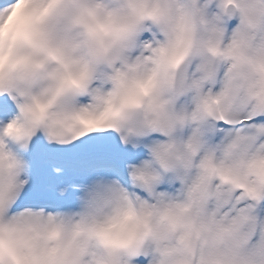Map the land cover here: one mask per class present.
I'll return each mask as SVG.
<instances>
[{
	"label": "clouds",
	"instance_id": "1",
	"mask_svg": "<svg viewBox=\"0 0 264 264\" xmlns=\"http://www.w3.org/2000/svg\"><path fill=\"white\" fill-rule=\"evenodd\" d=\"M254 5L6 0L0 97L13 110L0 118V264H131L136 249L148 253V264H175L186 247L231 250L234 227L251 232L244 221L232 225L216 190L228 187L225 165L264 171V143L208 142L191 116L201 91L264 95V10ZM101 130L144 149L126 165V182L98 176L73 185L72 207H16L31 180L37 133L64 144ZM56 191L64 195L67 186Z\"/></svg>",
	"mask_w": 264,
	"mask_h": 264
},
{
	"label": "snow or ice",
	"instance_id": "2",
	"mask_svg": "<svg viewBox=\"0 0 264 264\" xmlns=\"http://www.w3.org/2000/svg\"><path fill=\"white\" fill-rule=\"evenodd\" d=\"M6 0H0V8ZM264 10V0H255L254 11ZM12 105L7 96L0 97V118L7 119L12 112ZM191 119L198 125L196 135L208 142H223L228 146L245 148L252 144L264 143V95L250 93L241 96L230 87H222L214 93L201 91L196 103V109ZM137 135H145L143 130H137ZM44 140L37 133L31 140L29 152L33 145ZM136 141L117 136L112 131H93L82 135L71 143L49 144L68 148L81 156L96 161V163L79 170L77 178L64 185L67 192L60 195L56 191V203H40L38 198L31 205L50 208L72 207L77 193L73 185L85 184L98 177H116L126 182L129 168L145 155L143 147L137 148ZM117 149L123 155L117 156ZM251 157H249L250 161ZM221 175L228 182L226 190H216L217 198L230 209V220L233 226L244 221L251 226V232L235 229V246L231 250H217L210 244L193 252L186 247L175 264H264V171L254 170L250 162H234L221 169ZM162 180L163 178H153ZM164 185L162 184V187ZM151 192V188H149ZM159 195H165L160 192ZM29 199L26 188L20 194L16 207L24 206ZM209 225H215L218 217L214 210L207 212ZM147 252L140 249L129 253L131 264H148L144 259ZM139 257L137 260L136 258ZM195 257V258H194Z\"/></svg>",
	"mask_w": 264,
	"mask_h": 264
}]
</instances>
